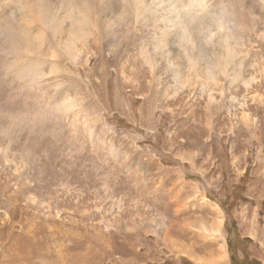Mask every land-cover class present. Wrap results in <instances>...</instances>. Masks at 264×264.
Wrapping results in <instances>:
<instances>
[{
    "label": "rangeland",
    "instance_id": "1",
    "mask_svg": "<svg viewBox=\"0 0 264 264\" xmlns=\"http://www.w3.org/2000/svg\"><path fill=\"white\" fill-rule=\"evenodd\" d=\"M20 1L35 0H11L9 8L0 0L6 47L18 33L12 12ZM263 2L209 0L196 22L185 18L197 76H188L172 35L166 45L191 80L183 88L160 68L152 28L138 24L121 51L104 53L103 86L88 100L85 85L63 80L81 114L51 106L66 95L48 84L24 96L41 106L15 107L25 123L62 125L26 131L20 119L0 123V264H232L229 242L248 264H264ZM108 4L104 23L121 11L118 0ZM214 13L226 14L227 27L208 43V30H218ZM249 19L253 31L243 29ZM144 47L156 54V80L140 56ZM131 68L140 89L129 81ZM7 99L1 86L0 109L13 103Z\"/></svg>",
    "mask_w": 264,
    "mask_h": 264
},
{
    "label": "bare ground",
    "instance_id": "2",
    "mask_svg": "<svg viewBox=\"0 0 264 264\" xmlns=\"http://www.w3.org/2000/svg\"><path fill=\"white\" fill-rule=\"evenodd\" d=\"M108 1L35 0L31 5L24 4L25 7H23V3L20 1L21 7L19 10L17 9L12 12L13 16L15 15V17L19 18H16L19 20L17 23L19 29L16 30L18 33L13 34L12 40L8 41L10 47L0 44V51L2 52L0 53V88L3 86L6 97L13 101V103L8 101L9 105L5 106L4 109H0L1 112L6 114L4 117H0V123L3 122V125L7 123L4 118H16L24 121V129L26 131L49 130L53 127L61 129L62 124L56 125L57 123L52 122L53 119L50 122L42 121L38 123L34 119L29 122L31 125L25 123V112L23 110L20 112L19 109V112L17 111L16 113L14 109L23 105V109L28 106L34 109L41 108L39 106V99L36 98L34 102H29L24 100V96L27 94L31 95L32 92H39L40 94L45 90L46 84H48L51 87L49 89H54L57 96L59 92H61L60 96L66 95L60 102L55 101L53 103L51 101L53 103L51 106L56 109L60 107V110L65 112L79 110L81 114L83 112L81 110L83 105L77 99L68 97L67 90L70 88L64 87L62 82L65 83L66 81L63 80L68 76L75 80L73 83L85 85L84 90H87L86 100H88V95H92L90 89L96 91L95 85L103 86V80L107 71L104 53L107 51L112 55V52L121 51L130 35H132V28L138 24H141L145 28H152V38L155 42L153 51H158V53L162 54L164 62L161 61L162 66L160 68L167 71L169 78L177 89L178 87L183 88L191 81H189V75L197 76L196 64L192 57H190L189 52V49L194 46L191 40L192 36L189 34L184 21L189 19V22H194L199 13L208 12L211 6L209 5V0H118L121 9L118 16H112L108 18L111 20L108 21L109 23H104L101 20L103 15L106 16V13L110 12ZM10 2L11 0H3L2 3L6 4L5 7L9 8ZM230 11L234 15L233 20L230 21V25L236 29L237 23L234 20L237 18V15L234 5H232ZM216 15L214 13L213 18L215 20L212 22L216 23L218 30H216V34L208 30V34L204 39L208 43L212 42L215 38L220 39V35L218 36V34L223 32L225 27H227L225 24L226 14L221 15L224 19H219ZM185 18L187 19L185 20ZM101 22H103L102 25ZM254 22L253 19H249L247 24L244 27L242 26L243 29L253 31L255 27ZM119 28L125 30L119 31ZM170 35L176 40L174 41L176 45L175 53L180 51V54L185 59L188 76L184 75L185 73L183 74L182 69L178 65H175L173 62L175 57L173 58L171 52L168 51L166 45L167 39L171 38ZM224 42L227 44L226 40ZM155 55V53L145 47L141 50L140 56L143 57L145 64L151 69L152 76L155 74L157 63L155 62ZM98 62L100 64L99 67L97 65ZM197 65L201 64L198 63ZM79 68L85 69L87 75L81 76L78 74ZM133 71L135 70H130V72ZM206 71L205 74L207 73L209 78H215L214 73L208 68H206ZM125 72H122V76L126 75ZM137 73H131L129 81L135 83L137 88L140 89L143 82L140 77H134ZM153 79L156 80L154 76ZM177 91L174 92L176 93ZM35 114V117H37L41 115V112L35 111ZM30 117L34 118V116ZM73 124L76 126V122L73 121ZM9 129H11V126Z\"/></svg>",
    "mask_w": 264,
    "mask_h": 264
},
{
    "label": "trees",
    "instance_id": "3",
    "mask_svg": "<svg viewBox=\"0 0 264 264\" xmlns=\"http://www.w3.org/2000/svg\"><path fill=\"white\" fill-rule=\"evenodd\" d=\"M228 247L231 251V262L232 264H248L247 259L245 257H240L238 253H235L236 246L231 242L228 243Z\"/></svg>",
    "mask_w": 264,
    "mask_h": 264
}]
</instances>
